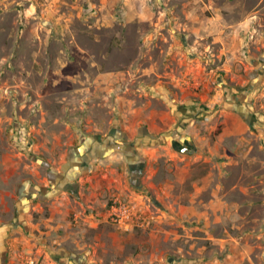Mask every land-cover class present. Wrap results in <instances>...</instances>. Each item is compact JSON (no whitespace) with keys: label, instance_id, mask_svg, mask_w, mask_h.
<instances>
[{"label":"rangeland","instance_id":"1","mask_svg":"<svg viewBox=\"0 0 264 264\" xmlns=\"http://www.w3.org/2000/svg\"><path fill=\"white\" fill-rule=\"evenodd\" d=\"M107 144L137 156L133 167L83 170ZM49 180L72 201L78 191L82 219L96 213L82 229L70 213L80 245L60 243L59 228L51 250H93L98 264H264V0H0V227ZM113 199L150 224L110 225ZM6 248L0 264L44 260Z\"/></svg>","mask_w":264,"mask_h":264},{"label":"crops","instance_id":"2","mask_svg":"<svg viewBox=\"0 0 264 264\" xmlns=\"http://www.w3.org/2000/svg\"><path fill=\"white\" fill-rule=\"evenodd\" d=\"M107 145L109 146L98 147V154L92 155L91 157H93V160L88 164L83 162L82 169L87 170L89 166L94 164L93 161L97 162L95 165H97L98 169H100L101 165L114 163L117 164L118 167H121V164L128 166V168L133 167L132 165L135 164L137 156L128 153L125 149L118 148L111 151V148L115 145ZM135 149L137 150V148ZM107 150L110 151L107 152ZM104 151H106L105 154ZM149 163L150 162L147 161L145 164L146 167ZM70 173H63L66 174V176L63 175L66 184H69L68 180H70L69 182H73L72 173ZM79 177L81 176H77L76 178ZM49 183L51 186L30 187L24 198L25 200L17 205V216L14 222L5 226L2 225L3 228L0 227V251H2L3 248L5 249L8 244L10 247L7 248L14 255H17L18 258L26 256V253L33 252V250L39 252L40 255L43 254L44 260H42L41 264H98L95 261V263H93V250H76L69 248L68 246H61L58 249L51 250L47 246V244L52 241V235L59 228L65 230V235L60 238V243H69L71 247L73 243H76V246L80 245V242L76 241L78 234L75 235L73 233L75 228H72L71 223L68 222V216L70 213L79 216V221L74 218L75 223L73 227L77 226L76 228L82 229V227H85L86 225H96V221L92 219L96 213L87 216V218L85 217V219L81 218V210L85 207L77 200V190L76 192H72V195H74V200L72 201L68 199L69 188H63L62 186L55 188L52 187L51 180H49ZM111 193L113 194L111 195ZM102 194H110L109 196H122L123 192L114 190L108 192L105 189H101L98 194H95V196H101ZM130 194L135 196L133 192H130ZM91 208H94L92 210H95L94 205H92ZM44 209H47V214H43ZM35 216L37 218H35ZM70 230L72 232H70ZM116 233L118 235L121 234L118 231H116ZM3 244H6V246ZM0 255H2V253H0ZM8 256L10 257V255ZM50 258L54 260L53 263L49 261Z\"/></svg>","mask_w":264,"mask_h":264},{"label":"built area","instance_id":"3","mask_svg":"<svg viewBox=\"0 0 264 264\" xmlns=\"http://www.w3.org/2000/svg\"><path fill=\"white\" fill-rule=\"evenodd\" d=\"M104 217L110 225L123 232L145 228L150 224V220L135 204L120 199H113L106 206ZM33 263L34 261L30 260L29 264Z\"/></svg>","mask_w":264,"mask_h":264},{"label":"water","instance_id":"4","mask_svg":"<svg viewBox=\"0 0 264 264\" xmlns=\"http://www.w3.org/2000/svg\"><path fill=\"white\" fill-rule=\"evenodd\" d=\"M185 139H186L187 144L191 145V140H190V138H189V137H186ZM180 151H181V152H188V151H190V148H189L188 146H184V147H182V148L180 149Z\"/></svg>","mask_w":264,"mask_h":264}]
</instances>
